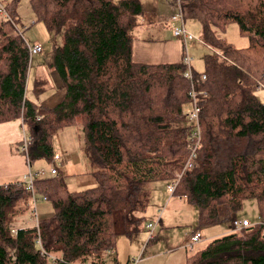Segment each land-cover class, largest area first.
<instances>
[{
	"label": "trees",
	"instance_id": "trees-1",
	"mask_svg": "<svg viewBox=\"0 0 264 264\" xmlns=\"http://www.w3.org/2000/svg\"><path fill=\"white\" fill-rule=\"evenodd\" d=\"M19 1L0 4L7 14L0 15V123L21 118L30 129L26 151L18 149L29 168L40 159L58 162L54 135L80 127L95 183L72 191L58 169L56 176L28 168L0 184V264H105L119 236L147 229L149 185H168L178 173L175 194L196 208L199 229L231 225L248 199L264 221V102L256 95L264 89V0H182L184 18L199 22L211 50L203 70L193 69L192 83L208 97L199 102L201 137L189 169L193 125L183 113L191 83L182 62L133 60L141 0H29L34 22L61 36L43 62L64 90L53 106L28 95L32 56L16 25ZM232 22L248 36L247 47L217 36ZM46 82L36 78L32 93ZM37 195L52 212L16 226L29 213L34 218ZM263 230L259 223L212 238L184 264H264Z\"/></svg>",
	"mask_w": 264,
	"mask_h": 264
},
{
	"label": "rangeland",
	"instance_id": "rangeland-1",
	"mask_svg": "<svg viewBox=\"0 0 264 264\" xmlns=\"http://www.w3.org/2000/svg\"><path fill=\"white\" fill-rule=\"evenodd\" d=\"M18 18H17V29L22 32L23 37L28 42V44L38 42L42 44L43 46V52L41 54H38V56L34 55L31 57L30 62V68L28 73V81H27V87H28V95L31 99H33L36 103L38 102H44L46 99L52 97L55 95L56 91L58 89H61L60 85V79L55 71H53V74L50 75V72L40 69V64H43L44 60L49 56L51 48L53 44H60L61 43V36L60 35H51L44 27V25L41 22H34V14L33 10L30 6L29 0H20L18 5ZM150 14V11H148ZM143 15V14H142ZM141 15V16H142ZM140 16L141 21L142 17ZM141 22V23H142ZM148 22V21H144ZM186 28L187 30L192 33L196 39L188 41L187 46V52L190 56H192V67L196 71H202L203 70V60L202 57L204 54L210 52L211 50L203 44L200 38V24L199 22L195 21L194 19H187L186 18ZM142 26V24L137 25L136 33L139 36H158L156 33L151 32L150 28ZM218 37L226 40L228 43L232 44L233 46L237 48H243L247 47L249 45V38L246 35L241 34L238 24L236 22H232L226 25L224 30L217 32ZM47 69V68H46ZM46 76L49 79V83L47 85H44L45 90L38 95V97H35V95L32 93V86L34 84L35 78L39 79V77ZM256 95L258 99L264 102V89L259 88L256 91ZM28 131H26L27 133ZM80 136V139L78 138ZM82 134L80 127H66L56 135H54L52 139V146L54 148V151L62 154V158L64 159V154H69L71 156V161L67 162L65 165L63 164L64 161L61 163V160L58 162H48L46 160H37L35 161L31 167L28 168L33 172L37 170H43L46 171V173H49V170L52 166L56 167L58 169V174H61L65 178V182L67 184V187L69 190L75 191L79 190L78 185L76 184L77 179L80 176L89 177V171H90V165L88 162V159L85 157V155L82 152V140H81ZM68 149V150H67ZM176 172V171H175ZM173 172V173H175ZM57 174V175H58ZM56 175V176H57ZM16 180V179H15ZM10 182V181H7ZM6 182V183H7ZM150 201L149 205L147 207V211L145 213L146 220L149 219V221L154 220L151 218H155V216H161L163 212L162 205H165L169 199V194L167 193V190H165L166 185L161 182H154L150 184ZM177 195V194H176ZM174 195L173 197H177ZM169 202V210H166L168 215H173L174 212V206H172L173 198ZM194 207V206H193ZM180 213L175 218V221L182 223L184 222H190L192 219L194 221V225L192 227H195L197 224L195 222L196 219V211L194 212L190 206H186L184 204L180 205ZM184 209H187L183 211ZM194 209H196L194 207ZM36 210H37V216L42 217L44 215H47L52 212V205L50 201H43L41 197L37 195L36 197ZM31 213L28 215H25L21 221L23 223H20L21 226H29L33 225L34 218H31ZM240 217L246 216L248 220H250L252 223L257 222L259 220L258 214H257V205L256 201L254 199H248L244 202L243 207L241 211L238 213ZM166 216V217H167ZM30 218V219H29ZM18 224H16L17 226ZM192 227H189L187 225L179 226L176 224L174 228L168 227L167 235L170 238H179L181 236V233H185L186 230H190ZM229 228L228 223L219 224L216 226H209L202 228L201 233L203 235V239L196 244H194L190 249V253L196 251L197 249H201L205 247V245L213 238L211 237V231L213 229H216L213 233L218 232L222 233L224 230H227ZM160 229V228H159ZM161 230H164L162 228ZM241 231V230H240ZM239 232V231H236ZM147 235L149 236L148 231H146ZM156 233V231H155ZM217 233V234H218ZM224 235V234H223ZM221 236V235H218ZM216 236V237H218ZM215 238V237H214ZM126 241V242H122ZM138 242V241H135ZM130 240L125 238L124 236H119L117 238V243L115 246L116 251H114L113 255H106L105 256V264H110L112 257L117 258V264H124V261L127 256H133L136 255L137 257L139 254L142 256V250L145 247V241L143 243H140L139 245L134 243L132 246ZM139 247V248H138ZM140 251V252H139ZM139 252V254H138ZM147 252V249H146ZM138 254V255H137ZM110 257V258H109Z\"/></svg>",
	"mask_w": 264,
	"mask_h": 264
},
{
	"label": "crops",
	"instance_id": "crops-1",
	"mask_svg": "<svg viewBox=\"0 0 264 264\" xmlns=\"http://www.w3.org/2000/svg\"><path fill=\"white\" fill-rule=\"evenodd\" d=\"M6 1L8 0H0V4ZM141 3L143 7V15L141 16L143 22L141 21V19H139V24H142V26L145 25V27L143 28L146 27L150 28L151 32L156 33L158 36H149V37L139 36L136 33V29H137L136 27L133 31V43H132L133 60L135 62L150 63V64L182 62V58L185 50H187L188 44H186L185 46L181 39H178L173 36L172 29L173 26L177 25V22L170 20L171 15L177 11L176 0H141ZM148 11H150V14ZM144 21H148V22H144ZM200 33H201V26H200ZM200 38H201V34H200ZM39 68L40 69L42 68L47 72L48 71L50 72L49 69H46V66L44 64H40ZM52 74L53 71H51L50 75ZM44 77L47 79L46 82L47 85L49 83V79L46 76H43V78ZM63 96H64V90L61 88L56 91L54 96L46 99L44 102H39V103L37 102V103L39 105L53 106L56 103H58L63 98ZM26 131L28 132L26 133ZM29 134H30V129L24 127L21 118L0 123V184H6L7 181H14L15 179L16 180L21 179L27 173L28 164L26 162L27 161L26 157L20 154L18 152V149L20 147L19 146L20 141L25 136L26 137L29 136ZM78 138L80 139V136H78ZM72 155L64 154V159H63L61 154V158H60L61 163L64 161L63 164L65 165L67 162L71 161ZM76 182L79 189L92 186L95 183L94 178L92 177L91 174L89 175V177L80 176ZM165 190H167V185ZM167 193L169 194L168 190ZM150 196H151V192H150ZM173 196L174 194L173 195L169 194V199H167L168 202L165 205H162L164 209L162 215L161 216L157 215L155 216V218H151L157 221L155 228L156 233L154 231L153 237L151 238L148 237L146 233L147 231L146 229L142 232H139L131 239L127 238L131 242L129 243L131 244L130 246H132V244L134 243L139 245L140 243H143L145 241V247L142 250L143 255L140 256L139 254L140 251L138 252L139 255L137 254L138 255L137 257L140 258L137 264H184L186 258L193 253V252L190 253V249L189 250L187 249L189 248L187 247V244L190 235L194 231L202 230V229H199L197 225L195 227H192V225H194L193 219L190 222L184 224V222L179 223L175 221V218L178 215V213H180V209H181L180 205L184 204L186 206H190V208L194 212L196 211L195 222L197 224V210L194 209L193 205H191L186 201V197L184 198L182 197V195H176L177 197L175 198ZM171 198H173L172 206H174L175 210L173 212V215L167 216L168 213L166 210H169L168 206H169V202L172 200ZM185 210L187 209H184L183 211ZM49 214L44 216H48ZM237 217L245 218V219L248 218L246 216L240 217L239 215ZM176 224H178L179 226L187 225L192 228L190 230H186L184 234L182 232L179 238L176 237L170 238L167 235V230L169 229L168 227L174 228ZM18 226L21 225L18 224ZM162 228H164V230H161ZM215 230L216 229H213L211 231V235H212L211 237L213 238L218 235H223L228 232H232L230 224H229V228L227 230H224V232L222 233L221 232L213 233ZM122 242H126V241L122 240ZM106 255L110 256L113 254L107 253ZM135 256L136 255L127 256L124 261V264H128L133 258H136ZM110 264H117V258L113 256Z\"/></svg>",
	"mask_w": 264,
	"mask_h": 264
},
{
	"label": "built area",
	"instance_id": "built-area-1",
	"mask_svg": "<svg viewBox=\"0 0 264 264\" xmlns=\"http://www.w3.org/2000/svg\"><path fill=\"white\" fill-rule=\"evenodd\" d=\"M181 3H182V0H176L177 11L171 15L170 20L177 22V25L173 26V29H172L173 36L178 38V39H181L183 41L184 45L186 46L188 41L196 39V37L192 33H190L187 30V28L185 27V18H184L183 12H182ZM0 15L1 16H7L6 11L2 5H0ZM28 49H29V54L31 56L39 54L42 50L41 45L39 43L28 44ZM191 61H192L191 56L187 53V50H185L183 58H182V63L184 64V66H186V70L184 71V77L190 81L191 88L189 90L188 107L183 113V118L186 121L192 123L193 130L191 132V138H192L191 141L192 142H191V146H190V153H189V156L185 162L184 169H189L193 165V159L196 156L195 150L199 145L200 137H201V129H200V125H199V115H200V103L199 102L202 99H205L208 97V92L205 89H196L194 84L192 83V80L194 78V72H193V67H192ZM197 76L201 81H203L205 79V74H203V73H199ZM26 148H27V137L25 136L22 139V145L20 146V149L26 151ZM60 158H61V155H59L58 153L54 154L53 159L55 161H59ZM49 172L52 175H56L57 174V168L51 167ZM38 173L40 175H44V174H46V171L39 170ZM179 177H180V174L179 173L176 174L174 180L167 185V190H168L170 195H173V194L175 195V187H176V183H177ZM29 178H31V177L29 176ZM28 189H32V186H29ZM182 197L185 198L184 195H182ZM33 214H34V219L37 220L36 210L33 211ZM156 223H157L156 220H151V221H148L146 224V228H147V231L149 233V236H148L149 238L153 237V234H154V231L156 228ZM259 223L264 225V221L260 217H259V220L257 222H254V223H252L250 220L245 219V218L235 217L231 221V230H232V232H236V231H240L241 229H243L245 227H250L254 224H259ZM35 224L37 226L36 222H35ZM12 231L14 232L15 230L13 229ZM263 235H264V230H263ZM202 239H203V235H202L201 231L200 230L194 231L190 235L187 247L191 248L194 244L201 241ZM36 243L38 245H41L39 239L36 241ZM42 254H45L44 251H42ZM52 259L54 260V257H52ZM139 260H140L139 257L133 258L128 264H137Z\"/></svg>",
	"mask_w": 264,
	"mask_h": 264
}]
</instances>
